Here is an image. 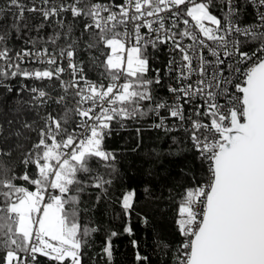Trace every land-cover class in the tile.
Returning <instances> with one entry per match:
<instances>
[{
    "label": "snow or ice",
    "instance_id": "snow-or-ice-1",
    "mask_svg": "<svg viewBox=\"0 0 264 264\" xmlns=\"http://www.w3.org/2000/svg\"><path fill=\"white\" fill-rule=\"evenodd\" d=\"M0 89L17 97L0 119V264H114L133 213L149 219L109 141L145 120L195 161L168 189L180 239L157 237L161 264H264V0H0ZM102 202L122 231L88 216Z\"/></svg>",
    "mask_w": 264,
    "mask_h": 264
},
{
    "label": "trees",
    "instance_id": "trees-1",
    "mask_svg": "<svg viewBox=\"0 0 264 264\" xmlns=\"http://www.w3.org/2000/svg\"><path fill=\"white\" fill-rule=\"evenodd\" d=\"M33 81L17 80L12 81L13 89H20L23 84H32ZM22 95L26 96L27 93ZM17 97L14 93H8L0 89V119L5 115L11 118L15 113L11 111L16 107ZM34 116L32 112H26L22 119H29ZM151 121L145 120L140 123L128 122L127 129L120 130L114 134L109 144L115 147L120 155V178L119 191L135 189L137 212L146 215L149 219L148 225L141 222L140 216L135 212L131 217L135 237L126 234L115 239L114 264H135L134 249L130 243L135 238L140 242V251L150 257L153 264H161V261H168L169 257L162 256L156 248L154 241L157 237L165 240H179L180 237L175 230L176 205L167 199L168 189L174 188L181 181V168L195 164L191 153L185 152L182 155H169V144L164 133L152 129ZM7 127V125H5ZM118 127V126H117ZM141 128L140 137L137 136L136 128ZM140 143L139 148L133 152L131 149ZM159 152V157L155 153ZM153 154L149 158L148 154ZM149 187L152 198H146L144 188ZM180 191L181 189H176ZM88 216L94 221L102 223L106 227L121 230L124 226V217L120 212L118 204L102 202L97 205L94 211ZM101 240L97 238L90 255L95 256L99 249ZM87 260V257H86ZM91 264V261H88ZM100 264H103L101 261Z\"/></svg>",
    "mask_w": 264,
    "mask_h": 264
}]
</instances>
